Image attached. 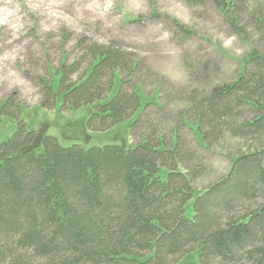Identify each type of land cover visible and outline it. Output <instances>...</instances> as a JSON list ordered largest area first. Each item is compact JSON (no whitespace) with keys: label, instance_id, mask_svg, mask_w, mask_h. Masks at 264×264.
Segmentation results:
<instances>
[{"label":"trees","instance_id":"16d2710c","mask_svg":"<svg viewBox=\"0 0 264 264\" xmlns=\"http://www.w3.org/2000/svg\"><path fill=\"white\" fill-rule=\"evenodd\" d=\"M210 1L247 40L238 15L246 0ZM177 24L186 38L194 35ZM88 55L76 80L70 76L77 64H63L57 88L47 86L54 106L90 107L93 132L130 121L129 136L142 138L129 146H64L53 135L28 130L21 104L6 98L1 113L19 125L0 142V264H181L194 252L200 264H264V53L251 49L234 80L184 97L181 122L207 147L226 135L257 141L195 198L192 180L204 167L179 130L173 144L159 130L138 134L152 126L149 108L158 104H144L138 86L127 89L137 60L104 45L91 46Z\"/></svg>","mask_w":264,"mask_h":264},{"label":"rangeland","instance_id":"374dc122","mask_svg":"<svg viewBox=\"0 0 264 264\" xmlns=\"http://www.w3.org/2000/svg\"><path fill=\"white\" fill-rule=\"evenodd\" d=\"M240 7L247 40L233 31L210 0L198 4L192 0H0V105L12 97L21 104V119L28 130L53 135L64 146L134 144L142 136H129L130 121L106 132H93L87 124L90 107L60 110L54 106L53 94H47V86L57 88L56 73L63 64L76 63L78 70L70 79L79 77L89 62L91 46L121 48L138 62L127 89L138 86L144 104L161 105H150L152 126H143L138 134L159 130L173 144V130H179L186 149L194 151L197 163L204 167L192 180L195 198L226 175L235 156L257 142L226 135L207 147L191 126L181 122L186 94L234 80L251 49L264 53L259 23V19L264 21V0H246ZM177 23L194 35L186 38ZM42 102L47 108L41 107ZM18 125L0 107V142L11 137ZM193 201L186 206L189 217L194 215ZM180 262L200 264L198 253Z\"/></svg>","mask_w":264,"mask_h":264}]
</instances>
